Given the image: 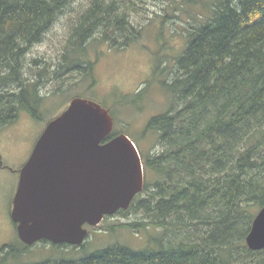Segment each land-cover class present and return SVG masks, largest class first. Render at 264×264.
Listing matches in <instances>:
<instances>
[{"label":"trees","instance_id":"obj_1","mask_svg":"<svg viewBox=\"0 0 264 264\" xmlns=\"http://www.w3.org/2000/svg\"><path fill=\"white\" fill-rule=\"evenodd\" d=\"M71 1L0 0V129L22 109L38 116L42 79L24 77L26 56ZM120 1L91 0L71 45L84 50L94 37L124 47L137 38ZM186 1L202 4L209 16L188 30L185 50L166 66L170 106L146 127L161 148L142 151L144 189L118 212L136 208L145 220L128 227L163 232L143 249L116 244L20 264H264V249L246 243L264 206V0ZM119 133L114 126L108 138ZM24 245L10 247L18 255Z\"/></svg>","mask_w":264,"mask_h":264},{"label":"rangeland","instance_id":"obj_2","mask_svg":"<svg viewBox=\"0 0 264 264\" xmlns=\"http://www.w3.org/2000/svg\"><path fill=\"white\" fill-rule=\"evenodd\" d=\"M90 4L91 0H72L26 56L24 77L42 79L38 89L41 101L37 117L22 109L13 122L0 129L1 246H17L20 242L17 225L11 218L20 170L47 125L65 111L73 98L84 97L109 108L115 129L128 134L141 154L160 151L158 135L146 127L150 118L170 106V96L162 84L169 76L166 66L185 50L188 30L209 16L202 4H188L186 0H121L119 7L139 30L138 37L124 47H111L92 37L82 50L71 45L72 33ZM95 33L99 36L100 32ZM124 39L120 37L119 42ZM75 61L91 62V69L84 64L77 66ZM144 220V214L136 208L109 215L99 225L87 226L89 236L84 246L66 244L59 248L40 241L23 249L19 256L10 257L7 263L38 262L64 253L83 256L116 244L143 249L152 237L163 232L160 227L139 230L127 226Z\"/></svg>","mask_w":264,"mask_h":264},{"label":"water","instance_id":"obj_3","mask_svg":"<svg viewBox=\"0 0 264 264\" xmlns=\"http://www.w3.org/2000/svg\"><path fill=\"white\" fill-rule=\"evenodd\" d=\"M110 110L75 97L39 137L20 170L12 220L27 245L47 240L80 246L87 225L130 208L145 185V165L138 146L114 129ZM249 249H264V206L246 237Z\"/></svg>","mask_w":264,"mask_h":264},{"label":"flooded vegetation","instance_id":"obj_4","mask_svg":"<svg viewBox=\"0 0 264 264\" xmlns=\"http://www.w3.org/2000/svg\"><path fill=\"white\" fill-rule=\"evenodd\" d=\"M15 223V222H14ZM16 224V223H15ZM17 225V224H16ZM16 228H17V226H16ZM18 232V231H17ZM20 241L23 243V244H25L21 239H20ZM42 241H44V240H42ZM40 242V241H39ZM36 243H38V242H36ZM35 243V244H36ZM35 244H33V245H35ZM52 244H54V243H52ZM84 244V243H83ZM11 245H14L13 243H6V244H4V245H0V255L1 256H5L6 254H8V256L7 257H12V256H14L17 252L15 251L14 252V250L15 249H12L11 250ZM26 245L27 244H25L24 246H22V247H18V255L17 256H19V253L23 250V249H25V247H26ZM33 245H27L28 247H30V246H33ZM15 247H16V249H17V246L16 245H14ZM13 252V253H12Z\"/></svg>","mask_w":264,"mask_h":264}]
</instances>
